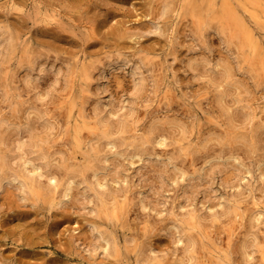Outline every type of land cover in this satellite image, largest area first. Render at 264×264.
<instances>
[{"label":"rangeland","instance_id":"rangeland-1","mask_svg":"<svg viewBox=\"0 0 264 264\" xmlns=\"http://www.w3.org/2000/svg\"><path fill=\"white\" fill-rule=\"evenodd\" d=\"M251 7L258 19L241 0H0V155L19 132L47 154L31 152L40 194L0 180V264H264V0ZM108 111L128 129L106 171L97 163L100 186L84 164ZM153 123L165 146L138 162L126 148ZM105 187L121 190L116 216L100 206Z\"/></svg>","mask_w":264,"mask_h":264},{"label":"bare ground","instance_id":"bare-ground-1","mask_svg":"<svg viewBox=\"0 0 264 264\" xmlns=\"http://www.w3.org/2000/svg\"><path fill=\"white\" fill-rule=\"evenodd\" d=\"M13 1V0H12ZM220 1V0H219ZM227 1V0H226ZM231 1V0H230ZM9 3V2H8ZM251 3H252V0H241V6H242V8L244 9V11H246L252 18H254V19H258L260 16H259V14H257L253 9H252V7H251ZM11 8V7H10ZM225 9H227V7H225ZM229 10V9H228ZM263 18V17H262ZM264 19V18H263ZM234 20H235V18H234ZM239 29H240V36L243 38V40H245V43L247 44V46H248V48H249V53H250V56L253 54V56L255 55V52H257V49H259L258 47H257V44H256V42H255V39H254V31H253V29L249 26V25H246V24H242V23H240V25H239ZM255 30V29H254ZM257 35V34H256ZM261 52V51H260ZM260 52L258 51L257 52V54H256V58H258V59H262V61L264 60V54H263V58H260L259 57V55H261L260 54ZM264 52V51H263ZM249 57V56H248ZM254 59V58H253ZM252 59V60H253ZM248 60V59H247ZM254 61V60H253ZM262 61H261V63H262ZM263 64V63H262ZM229 65V64H228ZM263 67H264V64L262 65ZM225 67V66H224ZM226 67H227V64H226ZM231 67V66H230ZM216 71L215 72H217V73H221V74H218L219 76V79H221V80H223L224 82H226V84H228L227 82H229L230 81V78H231V73H230V70L228 69V71L227 70H225L226 71V73L225 72H221V70L219 69V67H218V65L216 64ZM225 68H223L222 70H224ZM262 69V68H261ZM264 70V69H263ZM214 77H216L215 75H214ZM233 78V77H232ZM231 78V79H232ZM232 82V81H231ZM136 83L137 82H134V85H133V87H135V85H136ZM223 85V84H222ZM225 85H223V87H224ZM227 88H225L224 90H226ZM9 92V91H8ZM225 92V91H224ZM224 92H222V94L224 93ZM17 93V92H16ZM227 93V92H226ZM9 94H10V92H9ZM12 94V93H11ZM15 95V94H14ZM156 95V94H155ZM224 95H226V94H224ZM223 95V96H224ZM13 95H11V97H12ZM17 96V95H16ZM9 96H7V98H8ZM19 97V96H18ZM17 97V98H18ZM238 97V96H237ZM221 99H222V97H220ZM11 99H13V98H11ZM68 100V99H67ZM6 101V100H5ZM16 101H18V99L16 100ZM221 101V100H220ZM223 101V100H222ZM226 102V101H225ZM11 103H12V101H11ZM17 105H18V103H16ZM226 104V103H225ZM224 104V105H225ZM17 105H16V107H17ZM11 105H9V107H10ZM226 106V105H225ZM76 107V106H75ZM11 108V107H10ZM97 108V107H96ZM100 109V108H99ZM16 110H17V108H16ZM96 110V109H95ZM229 110V109H228ZM18 111V110H17ZM76 112V111H75ZM74 112V113H75ZM97 112V111H96ZM101 112V111H100ZM68 113V112H67ZM248 113V112H247ZM108 115H107V121H106V125H104V126H101V131H100V142L99 143H97L94 147L92 146L91 147V153H89V155L86 157V161H85V164H84V168H86V169H91V172H92V176H95V177H97L96 178V180H95V184H97V185H100V186H103V183H102V181H101V177H98V176H100V175H98V176H96L97 175V172L100 170V167H102V168H104L105 169V167L107 166V164H108V162L109 161H111V160H109V158L111 157V155L113 154H118L119 152L121 153V151H123V150H118V147H117V143H116V139H115V133H118L119 135L121 134V133H124V132H126V130L128 129L127 128V120H128V118L125 116V117H123L122 119H120V120H115L114 119V121H112V120H110L109 119V114H112L111 113V111H108V113H107ZM250 114V113H249ZM251 115V114H250ZM2 118V117H1ZM30 119V118H29ZM112 119V118H111ZM118 119V118H117ZM2 120H3V118H2ZM69 120V119H68ZM106 120V119H105ZM80 121V120H79ZM28 123H30V122H28ZM27 123V124H28ZM32 123V122H31ZM25 124H26V122H25ZM90 124V123H89ZM1 125V124H0ZM34 125V124H33ZM76 125V124H75ZM95 126V125H94ZM22 127V126H21ZM20 127V128H21ZM32 127H34V126H32ZM24 128H26L25 126H24ZM36 128V127H35ZM77 128V127H76ZM127 128V129H126ZM81 129L82 128H79L78 130H77V135L79 136L80 135V133H81ZM157 129V125H155L154 123H153V125H151L150 127H149V129H148V132L145 134V135H143V136H140V137H138V139L137 140H134L133 142H130V144H131V148H130V146H129V148H126V150H128V149H130L131 150V152L130 151H128V152H130V157L131 158H134V157H138V159H136L138 162L139 161H141L142 160V156H145V155H147V157H149L148 155L150 154L149 152H146V154L144 153V155L143 154H141L140 153V150H144V151H146L147 150V147H148V144H153V142H155L157 145H160V146H165L164 144H165V133L163 134V129H162V131H160V130H156ZM159 129V128H158ZM27 130V129H26ZM26 130H25V132H26ZM29 130H30V128H29ZM34 130V129H33ZM182 132H183V130H182ZM16 133V132H15ZM24 133V132H23ZM127 133V132H126ZM27 134H28V132H27ZM33 134V133H32ZM32 134H31V137H32ZM21 135V133L19 132V133H17V137H16V139H14V151H12V152H14L12 155H7V154H1L0 155V180L1 179H5L6 177H8L9 175L10 176H13V178H16V177H20V179L19 180H17V182H18V185L20 184V186H18V187H26L27 189H29L31 192L30 193H33L32 191H36V190H39V194H40V192H41V190H42V185H41V183H40V181H39V176H41V175H44V174H42V171L40 170L39 171V169H41V166L38 164H36L34 161H32L31 160V152H33V151H36L37 153H36V156L34 157L35 159H43L44 157H46L47 156V154L42 150V147H41V145L39 144V148H38V143H36V140H35V138L34 139H31L30 140V142L28 143V146H26L25 144H24V142L23 143H19V139H18V137ZM25 135V134H24ZM98 135V134H97ZM122 135V134H121ZM131 136V135H130ZM23 138V137H22ZM28 138H29V136H28ZM45 138V137H44ZM120 138V137H119ZM130 138V137H129ZM136 138V137H135ZM127 139H128V137H127ZM2 140V139H1ZM28 140V139H27ZM45 140V139H44ZM21 141V140H20ZM123 141V140H122ZM129 141V140H128ZM124 142H125V140H124ZM5 143V142H4ZM126 143V142H125ZM124 143V144H125ZM48 144V143H47ZM102 146H101V145ZM122 144V143H121ZM129 144V143H128ZM151 144V145H152ZM119 145V144H118ZM154 145V144H153ZM128 146V145H127ZM150 146V145H149ZM181 146V145H180ZM184 146H186V145H184ZM13 147V146H12ZM27 147V148H26ZM35 147H37L38 148V150H36L35 149ZM180 148V147H179ZM183 148V147H182ZM186 148V147H185ZM11 149V148H10ZM10 149H9V151H10ZM28 149H30V151L28 150ZM119 149H120V147H119ZM148 149H149V147H148ZM184 149V148H183ZM182 149V150H183ZM125 150V151H126ZM153 150V149H152ZM151 150V151H152ZM188 150V149H187ZM142 152V151H141ZM186 152H188V151H186ZM8 153V152H7ZM48 153V152H47ZM125 153V152H124ZM154 153V152H153ZM153 153H151V154H153ZM184 153H185V151H184ZM127 154V153H126ZM188 154H191V152H189ZM157 155V154H156ZM49 156V155H48ZM53 156V155H52ZM125 156V155H124ZM154 156V155H153ZM116 157V156H115ZM49 158V157H48ZM47 158V159H48ZM113 158H114V156H113ZM145 158H146V156H145ZM156 158V157H155ZM162 158V157H161ZM172 158V157H171ZM61 159V158H60ZM45 160V159H44ZM167 160V159H166ZM173 160H174V158H173ZM36 161V160H35ZM38 161V160H37ZM47 161V160H46ZM51 161V160H50ZM113 161V160H112ZM136 161V163H138ZM145 161V160H144ZM160 161V160H159ZM163 161V160H162ZM161 161V162H162ZM170 161V160H169ZM10 162H12V163H14L15 164V162H17L18 163V165L16 164V166H21V171H17V169H14L15 167H12L11 165H10ZM42 162V161H41ZM44 162V161H43ZM114 162V161H113ZM130 162V164H132V163H134L135 161H133L132 159L129 161ZM171 162V161H170ZM46 163V162H45ZM97 163H101V165H103V166H100V167H97ZM110 163V162H109ZM112 163V162H111ZM163 163V165L164 166H167V164H170V163H168L167 161H163L162 162ZM161 163V164H162ZM171 163H173V162H171ZM211 163V162H210ZM43 164V163H42ZM140 164V163H139ZM174 164V163H173ZM172 164V165H173ZM54 165V164H53ZM176 165V164H175ZM211 165V164H210ZM43 166V165H42ZM49 166V165H48ZM50 167V166H49ZM48 167V168H49ZM57 167V166H56ZM82 167V166H81ZM205 167V166H204ZM207 167H209V166H207ZM17 168V167H16ZM44 168V167H43ZM58 168V167H57ZM174 168V167H173ZM176 168V167H175ZM258 168V167H257ZM262 168V167H261ZM56 169V168H55ZM62 169H63V167H62ZM107 169V168H106ZM106 169H105V171H106ZM168 169V168H167ZM180 169V168H179ZM178 169V170H179ZM19 170V169H18ZM69 170V169H68ZM164 170H166V169H164ZM178 170H176V171H178ZM204 170H205V168H204ZM211 170V169H210ZM210 170H207L209 173H210ZM213 170V169H212ZM180 171H182V170H180ZM76 172H77V168H72V169H70L68 172H65L66 173V178H64L65 179V185L64 184H62V185H64V192H63V196H69V194H70V190H71V188L73 187L72 186V183H73V177H75L76 176ZM175 172V171H174ZM204 172V171H203ZM214 172V171H213ZM249 172V171H248ZM262 172V171H261ZM21 173V174H20ZM44 173V172H43ZM180 173V172H179ZM200 171L198 172V176L200 175ZM244 173H245V171H244ZM246 173H247V171H246ZM82 174H83V172H82ZM178 174V173H177ZM195 174V173H194ZM204 174V173H203ZM263 174V173H262ZM87 175V174H86ZM181 174H178V176H180ZM183 175V174H182ZM186 175V174H185ZM46 176V175H45ZM176 174L174 173L173 175H172V181L173 180H175L174 178H176ZM196 176V175H195ZM237 176V175H236ZM47 186H46V190H47V192L48 193H50V195H51V200L55 197V196H57L56 194L58 193V189H57V186H58V179H57V171H56V174H55V172H52V171H50L48 174H47ZM114 177V176H113ZM169 177V176H168ZM187 177V176H186ZM186 177H184L185 179H186V181H187V179H189V178H186ZM194 177V176H193ZM9 178V177H8ZM180 178V177H179ZM178 178V179H179ZM182 178V177H181ZM198 178H200V177H198ZM238 178V177H237ZM243 178V177H242ZM115 179V178H114ZM171 179V178H170ZM183 179V178H182ZM241 179V178H240ZM14 180V179H13ZM58 180V181H57ZM116 180V179H115ZM181 180V179H180ZM176 181V180H175ZM182 181H184V180H182ZM3 182H4V180H3ZM2 183V182H1ZM63 183H64V181H63ZM183 183V182H182ZM60 184V183H59ZM17 185V184H16ZM183 185V184H182ZM2 186V185H1ZM23 187V188H24ZM118 187V186H117ZM124 187V186H123ZM126 187V186H125ZM124 187V188H125ZM183 187H185L184 185H183ZM23 188H22V190H23ZM92 188V187H91ZM108 189H109V187H108ZM108 189H106V187H105V191H101L100 193H101V195L99 194V196H100V206L102 207V208H104L111 216H116L115 215V212H116V198L117 197H119L120 195H121V190H119L118 188H116V189H114V190H108ZM249 189H250V187H249ZM24 190H26L25 188H24ZM252 191V190H251ZM24 192V191H23ZM27 192V191H26ZM97 192V191H96ZM123 192V191H122ZM126 192V191H125ZM128 192V191H127ZM95 193V192H94ZM43 194V193H42ZM41 194V195H42ZM45 194V193H44ZM125 194V193H124ZM123 194V195H124ZM127 194V193H126ZM35 195V194H34ZM33 195V196H34ZM252 194H250V196H251ZM34 198H35V196H34ZM124 198V197H123ZM40 199V198H39ZM55 199V198H54ZM118 199V198H117ZM108 200H111L110 201V205H108ZM35 201H37V199L35 200ZM53 201V200H52ZM58 201V200H57ZM57 201H54V202H57ZM60 202V201H59ZM51 203V202H50ZM121 204V203H120ZM124 206V205H123ZM236 208H238V207H236ZM101 209V208H100ZM121 209V208H120ZM119 210V209H118ZM119 212H121V211H119ZM116 213H118V212H116ZM107 214V213H106ZM255 214H257V213H255ZM107 216H108V214H107ZM119 216V215H118ZM116 218V217H115ZM254 219H258V214H257V216L256 215H254V217H253ZM189 223H190V226L191 227H194V229H195V227H197L198 226V224H199V222H198V219H197V217H195V216H193V217H191L190 218V221H188ZM199 227V226H198ZM99 231V230H98ZM109 237H110V235H109ZM108 239H110V238H108ZM108 241V240H107ZM248 244V243H247ZM247 244H244L243 245V252L244 253H246V252H248V247H249V245H247ZM97 245H99V244H97ZM101 246V245H100ZM94 247V246H93ZM260 250V249H259ZM248 254V253H247ZM138 258V257H137ZM150 259V258H149ZM146 261V260H145ZM150 262L152 261V259H150L149 260ZM147 262V261H146ZM148 263V262H147Z\"/></svg>","mask_w":264,"mask_h":264}]
</instances>
